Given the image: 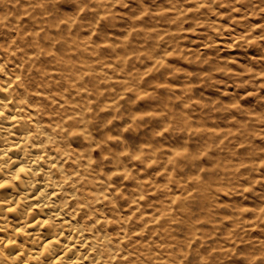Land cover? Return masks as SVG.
Here are the masks:
<instances>
[{
    "label": "clouds",
    "instance_id": "1",
    "mask_svg": "<svg viewBox=\"0 0 264 264\" xmlns=\"http://www.w3.org/2000/svg\"><path fill=\"white\" fill-rule=\"evenodd\" d=\"M0 264H264V0H0Z\"/></svg>",
    "mask_w": 264,
    "mask_h": 264
}]
</instances>
